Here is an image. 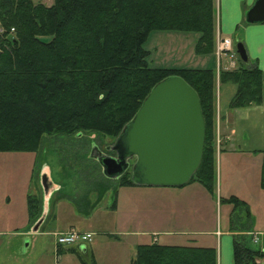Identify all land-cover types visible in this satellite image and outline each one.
<instances>
[{
	"label": "trees",
	"instance_id": "obj_1",
	"mask_svg": "<svg viewBox=\"0 0 264 264\" xmlns=\"http://www.w3.org/2000/svg\"><path fill=\"white\" fill-rule=\"evenodd\" d=\"M0 27V153L38 152L49 136L92 133L115 140L151 89L178 76L198 95L205 123L201 162L186 185L197 183L215 197L217 83L236 86L230 109L260 105L262 73L241 60L236 70L219 73L213 67L150 68L144 48L152 32L195 34L194 54L211 58L214 0H53L51 6L0 0ZM259 153L264 190V151ZM115 180L118 187L139 186L130 170ZM220 204L244 203L230 197ZM26 210L31 227L41 217V196L27 194ZM232 247L234 264L264 258V251L240 238ZM130 264H217V256L213 248L152 243L137 246Z\"/></svg>",
	"mask_w": 264,
	"mask_h": 264
},
{
	"label": "crops",
	"instance_id": "obj_2",
	"mask_svg": "<svg viewBox=\"0 0 264 264\" xmlns=\"http://www.w3.org/2000/svg\"><path fill=\"white\" fill-rule=\"evenodd\" d=\"M254 1L214 0L215 9L218 10L216 33L231 38L233 43L236 41L242 43L248 57L246 62L256 65L262 73V100L260 105L230 109L229 104L235 95L236 86L231 83H217L216 87L217 178L224 173V182H221L220 177L216 183V195L218 197L219 194V199L236 197L244 203L239 208L243 209L241 210L242 213L245 212L248 224L236 231L232 230L228 223L223 232L222 229L209 231L204 224H200L202 227L196 229L192 225L182 227L178 225L180 223L167 227L155 225L153 229L148 230L143 225L134 223V215L145 210V198H150L154 216H162L163 212L171 207L170 199L167 200L168 197L164 196V192L174 190V188L118 187L115 179H110L108 182L102 178L97 179L94 167L92 170H94L93 176L95 178L92 180L90 177V179L86 178L89 182L84 183V189L73 191L71 187L63 193V187L60 188L62 184L59 173L44 159L40 169L43 178L40 181L42 182L41 217L35 225L30 227L26 210L27 194L23 191L20 196L23 222L18 226L20 227L17 228L19 230L13 232V236L8 237L5 236V232H2L4 230L0 229V255H2V248L7 252L4 258H0V264H22L24 262L20 256L26 255L34 242L31 241V246H29V240L25 236L28 233L31 232L33 235L40 232L51 234L53 232H66L70 229L98 233L100 236H104L102 242L108 247L119 245L117 252L111 251L112 253L108 247L105 249L97 242L91 243L87 249L82 248L84 253L81 250L78 252L89 257V264H130L137 246L152 243L166 246L213 248L216 251L217 264H234L232 246L236 235L244 236L251 243H255V236L260 237L255 244L260 245L258 250L264 251V190H260L259 187V164L255 172H250L252 170L250 167L255 168L254 158L262 157L259 151H264V23L246 24L244 21V13L253 5ZM52 3L53 0H47L46 3L42 2L45 6H51ZM237 34L240 36L234 41L233 37ZM175 49L177 54L181 51L180 48V50ZM179 54L181 56V53ZM178 60L180 59L170 65H173L174 68H216L213 55L211 58L197 56L194 54V49L190 53L188 63L186 61L181 63ZM35 164L34 159H32L30 175L34 171ZM238 165H243L246 169L236 170ZM69 183L71 182L69 181ZM198 186L201 187L194 183L179 188H181L180 191L189 194L194 193L195 197L201 200V203L212 202L214 198L203 187L200 189ZM59 189L61 190L58 191ZM106 194L109 195L107 199H110V204L93 208L94 205L90 203L91 198L98 200L101 197L104 198ZM124 196L131 198V204L126 207L132 213V217L129 219H125L121 215L120 199ZM10 199L9 196L6 197L7 204ZM223 207H226L225 221L231 222L230 218L235 213L236 208L233 207L230 211V204H225ZM195 210L199 211L198 205H196ZM12 227L14 226H9V228ZM51 228L55 230H51ZM1 236L6 238L1 239ZM257 263L264 264V258L257 260Z\"/></svg>",
	"mask_w": 264,
	"mask_h": 264
},
{
	"label": "rangeland",
	"instance_id": "obj_3",
	"mask_svg": "<svg viewBox=\"0 0 264 264\" xmlns=\"http://www.w3.org/2000/svg\"><path fill=\"white\" fill-rule=\"evenodd\" d=\"M33 2L42 4V2L46 3L47 0H33ZM216 17L218 18V10H216ZM239 36V34L235 35L233 40L236 41ZM196 38L197 35L195 34L152 32L146 44L144 45V48L150 52V56L148 58L149 67L174 68V66L170 64H174V61L177 59H180L178 61L181 63L185 61L188 63V58L191 51H193ZM236 42L234 43L236 44ZM175 48H178V50L181 49V51L177 54ZM179 53H181V56ZM225 64H228L227 60L224 61V65ZM220 68L217 71L216 65L215 70L217 73H219L220 70L228 71L227 69L223 68V65ZM113 143L114 140L112 138L100 137L92 133L80 134L72 137L49 136L42 140V145L38 152L0 153V229L4 230L2 232H5V236H13V232H17L16 230H19L17 228H20L18 226H20L23 222V213L21 210L22 207L20 200L21 193L25 191L26 194H30L38 198L41 196L42 182L40 181H42V174L39 166L42 160L45 159L46 162H49L50 166H52L53 169L59 173L60 182L62 184L60 188L63 187V193L68 191V189H71V187L73 191L77 189H84V183H87L86 181H88L86 178L90 177L91 180L95 178L93 176L94 170H92V168L95 167V176H97V179L101 178L100 176L102 173V168L98 160L101 157H113L109 152L111 151V146ZM32 159H34L36 164L34 166L32 175H30V163ZM261 161V156L255 157L253 161L255 168L250 167L252 169L250 172H255L258 164V167H261ZM133 162L134 160L131 161V164ZM240 168L246 169V167L243 165H238L236 170ZM223 174L224 173H222V176L219 175L217 178L216 167V183L220 180V177L221 182H224ZM69 181L71 183H69ZM201 187L199 188L202 189ZM180 189L181 188H174V190L164 192V196L168 197L167 200L170 199L171 207L167 208L160 217L154 216L152 212V200L150 198H145V210L140 211L137 215H134V223L143 225L145 229L148 230L153 229L155 225L158 227H167L168 225L173 226L177 223H180L178 225L182 227L185 225H192V227L200 229V227H202L200 224H204V226L208 227L209 231L222 229V232L225 230V225L228 223L230 228L236 231L244 228V226L248 224L244 214L245 212L242 213L243 211L241 210L243 209L239 207L235 209L236 211L234 214L231 213V222L225 221L226 207H223L225 204H220L219 194L217 197L216 190L213 201L208 202L207 204L206 202L201 203V200L197 199L194 193L189 194L185 191H180ZM60 190L61 189L58 191ZM8 196L11 199L7 204L6 197ZM108 196L109 195L106 194L104 198L101 197L102 199L100 198L98 200L91 198L90 203L94 205L93 208L96 206H102L104 204H110L111 201L109 198L107 199ZM130 204V197L127 198V196H124V198L122 197V199H120V209H122L121 215L125 219L132 217L131 210L126 209V207ZM147 205L148 208H146ZM196 205H198L199 208L198 212L195 210ZM233 207L234 205L230 204V211L233 209ZM9 226H14L12 228L15 229L12 230V228H9ZM42 229L47 230L45 228ZM51 230L55 229L51 228ZM76 230L79 231V229ZM51 234L40 232L33 235L30 232L25 235L29 240V246H31V241L34 242L32 248L30 250L28 249L26 252V255L20 256V258L24 260L22 264H82L81 260L85 264H89L90 262L88 256L79 253L81 258L79 259L78 256L75 255L71 250L76 249L79 251L82 249V247L87 249L90 244L94 242H97L105 249L108 247L107 244L102 242L104 236H100L98 233H92L94 235L90 242L69 247L62 246L55 248L56 246L54 244L53 237L54 232ZM5 236H1V239L6 238ZM234 237L240 238L247 246L252 249L258 250L260 247L259 244L251 243L249 240H246L244 236L236 235ZM258 238L260 237H254L255 242L258 241ZM118 247L119 245L116 247H108V250L110 252H117ZM1 252L2 255H0V258H4L7 252L4 248L1 249ZM82 252L84 253V251Z\"/></svg>",
	"mask_w": 264,
	"mask_h": 264
},
{
	"label": "water",
	"instance_id": "obj_4",
	"mask_svg": "<svg viewBox=\"0 0 264 264\" xmlns=\"http://www.w3.org/2000/svg\"><path fill=\"white\" fill-rule=\"evenodd\" d=\"M246 24L264 23V0H255L244 13ZM242 62L248 60L242 43L235 45ZM205 123L196 92L180 77L155 85L133 119L101 157L102 173L117 179L130 170L131 180L144 187L179 188L197 171L203 153ZM127 160H134L129 166ZM43 179V178H42ZM83 248V247H82Z\"/></svg>",
	"mask_w": 264,
	"mask_h": 264
},
{
	"label": "built area",
	"instance_id": "obj_5",
	"mask_svg": "<svg viewBox=\"0 0 264 264\" xmlns=\"http://www.w3.org/2000/svg\"><path fill=\"white\" fill-rule=\"evenodd\" d=\"M4 30L0 27V35ZM14 29H10L9 35H13ZM214 46V58L217 65V71L223 65V68L228 71L236 70L238 68L239 58L236 53L235 46L229 37H223L218 32L215 36ZM3 48L0 44V54ZM227 60L228 64L224 65V61ZM221 69V68H220ZM55 248L62 246H74L77 244H83L92 240L91 232H81L76 229H70L69 231L57 232L53 234ZM255 242V240H254ZM256 243V242H255Z\"/></svg>",
	"mask_w": 264,
	"mask_h": 264
},
{
	"label": "flooded vegetation",
	"instance_id": "obj_6",
	"mask_svg": "<svg viewBox=\"0 0 264 264\" xmlns=\"http://www.w3.org/2000/svg\"><path fill=\"white\" fill-rule=\"evenodd\" d=\"M112 152H113L112 156H113L114 158H117V157L119 156L118 151H116V152H115V151H112ZM127 161H128V165L130 166L132 160H127ZM127 171H128V170H127ZM127 171H126V172H127Z\"/></svg>",
	"mask_w": 264,
	"mask_h": 264
},
{
	"label": "bare ground",
	"instance_id": "obj_7",
	"mask_svg": "<svg viewBox=\"0 0 264 264\" xmlns=\"http://www.w3.org/2000/svg\"><path fill=\"white\" fill-rule=\"evenodd\" d=\"M68 231H69V230H68ZM93 235H94V234H92V238H93Z\"/></svg>",
	"mask_w": 264,
	"mask_h": 264
}]
</instances>
